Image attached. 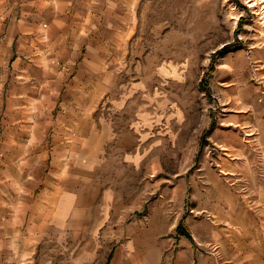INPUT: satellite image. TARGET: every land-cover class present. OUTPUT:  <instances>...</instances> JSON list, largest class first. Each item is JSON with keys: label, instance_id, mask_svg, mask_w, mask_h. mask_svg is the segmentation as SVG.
Returning a JSON list of instances; mask_svg holds the SVG:
<instances>
[{"label": "rangeland", "instance_id": "374dc122", "mask_svg": "<svg viewBox=\"0 0 264 264\" xmlns=\"http://www.w3.org/2000/svg\"><path fill=\"white\" fill-rule=\"evenodd\" d=\"M255 2L0 0V40L16 39L10 72L54 74L45 94L73 176L97 166L102 188L94 204L79 197L73 252L92 240L107 264L114 231L156 212L154 264H264V0ZM17 112L27 113L10 109L14 123ZM101 129L109 139L95 152L90 134ZM65 151L57 177L70 168Z\"/></svg>", "mask_w": 264, "mask_h": 264}, {"label": "crops", "instance_id": "0c3cea01", "mask_svg": "<svg viewBox=\"0 0 264 264\" xmlns=\"http://www.w3.org/2000/svg\"><path fill=\"white\" fill-rule=\"evenodd\" d=\"M15 40L7 36L0 40V264H57L49 254L56 253L58 237L64 241L59 250L64 257L58 264H106L104 249L92 245V240L83 241L75 252L72 244L79 197L91 196V204H94L99 195L97 190L102 188L97 166H85L87 178L73 176L72 148H67L70 141L66 133L56 136V122L52 121L49 111L55 109L57 102L45 94L53 85L50 80L54 74L30 72L29 69L10 72L7 66L9 50ZM19 60L20 57L16 59ZM40 76L49 79L48 83L42 84ZM10 109L27 113L17 112L14 123ZM73 122L67 119L65 124ZM102 133L103 129L98 135L90 134V138L98 137L92 148L95 152L101 142L109 139L101 136ZM111 134L109 132L108 136ZM63 147L70 168L68 171L65 168V174L57 177L62 167L57 169L55 155L57 148ZM95 155L100 156L99 153ZM74 182L79 192H74ZM52 197L56 200L53 209ZM153 215L156 212L146 217L144 226L130 228L128 234L120 228L114 231L112 241L118 244L113 246L107 264H154V257L160 260L163 246L153 243ZM83 235L95 237L91 230ZM26 238L32 239L30 244H24Z\"/></svg>", "mask_w": 264, "mask_h": 264}, {"label": "bare ground", "instance_id": "6f19581e", "mask_svg": "<svg viewBox=\"0 0 264 264\" xmlns=\"http://www.w3.org/2000/svg\"><path fill=\"white\" fill-rule=\"evenodd\" d=\"M250 1L252 2L251 6H255V5H257L259 3V2H255V0H250ZM262 3H264V2H262ZM262 23H264V22H262ZM261 34L264 35L263 33H261Z\"/></svg>", "mask_w": 264, "mask_h": 264}, {"label": "built area", "instance_id": "2783aa9c", "mask_svg": "<svg viewBox=\"0 0 264 264\" xmlns=\"http://www.w3.org/2000/svg\"><path fill=\"white\" fill-rule=\"evenodd\" d=\"M249 1V0H248Z\"/></svg>", "mask_w": 264, "mask_h": 264}]
</instances>
